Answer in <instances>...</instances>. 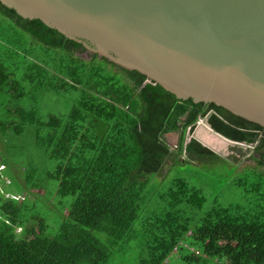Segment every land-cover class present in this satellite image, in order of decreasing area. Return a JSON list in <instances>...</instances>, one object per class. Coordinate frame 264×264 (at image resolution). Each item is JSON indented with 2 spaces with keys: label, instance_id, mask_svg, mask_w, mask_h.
Returning <instances> with one entry per match:
<instances>
[{
  "label": "trees",
  "instance_id": "1",
  "mask_svg": "<svg viewBox=\"0 0 264 264\" xmlns=\"http://www.w3.org/2000/svg\"><path fill=\"white\" fill-rule=\"evenodd\" d=\"M88 45L0 1V264H124L132 252L135 264H174V250L179 264H225L233 251L264 264L260 158L233 165L234 201L205 205L202 187L182 175L152 184L180 164L229 162L194 136L186 141L199 119L247 143L264 127L179 99ZM51 93L73 94L68 111L47 108ZM169 132L179 134L176 148L163 138ZM35 153L47 162L42 175ZM46 193L52 225L35 210Z\"/></svg>",
  "mask_w": 264,
  "mask_h": 264
},
{
  "label": "water",
  "instance_id": "2",
  "mask_svg": "<svg viewBox=\"0 0 264 264\" xmlns=\"http://www.w3.org/2000/svg\"><path fill=\"white\" fill-rule=\"evenodd\" d=\"M0 1L179 99L212 102L264 127V0Z\"/></svg>",
  "mask_w": 264,
  "mask_h": 264
},
{
  "label": "rangeland",
  "instance_id": "3",
  "mask_svg": "<svg viewBox=\"0 0 264 264\" xmlns=\"http://www.w3.org/2000/svg\"><path fill=\"white\" fill-rule=\"evenodd\" d=\"M73 102V94L67 93H51L46 97V105L47 108L55 113L62 114L68 111L71 104ZM47 108L45 109L47 111ZM205 119H199L196 123L192 134L196 137L199 141L204 143V145L210 147L218 154L222 155L224 158H228L231 162H226L224 160H205L199 163H185L175 166L167 171L166 174L162 176L155 175L152 179V184L157 183L159 181H168L171 177L176 175H182L186 177L192 184L198 185L202 187L203 192L206 195V202L205 205H208L212 202V199L215 196H218L220 201L222 202H229L236 200L237 196L232 189V180L236 178V172L234 170L233 165H238V167L245 166L247 164L252 163L251 160L242 159L240 156L244 153H248V149L240 146L238 144L232 143L227 141L213 133L209 128L208 124ZM264 136V131L262 133ZM27 147L26 152L30 150V138L26 136ZM177 132H169L163 135V138L170 144V146H174L177 144ZM190 137V134H187L186 140ZM212 138H218L217 142L215 143ZM221 138V139H220ZM212 141V142H211ZM21 142V141H19ZM19 147V146H18ZM19 148H17L18 151ZM35 159L37 163V167L39 168V174L42 175V172L46 170L47 162H43L40 153H35ZM260 160L264 162V158L260 155ZM15 167L11 166L9 171L13 174L14 183L17 184L20 182L17 178V174L15 171ZM51 184H55L51 182ZM49 184V186H53ZM151 184V186H153ZM12 186H9L12 189ZM54 195L51 193H46L45 195L40 196L37 198L38 206L35 207L40 213L46 214V220L49 222L50 225L53 224L56 220V215H54L50 210H47L48 206L51 204L50 200H53ZM50 209V208H49ZM171 261L174 264H179L176 251L174 250L170 257ZM237 261L238 263L244 264L241 260L237 257L236 252H231L227 256V260L225 264H228L230 261ZM124 264H135L134 260V252L129 254L128 261Z\"/></svg>",
  "mask_w": 264,
  "mask_h": 264
},
{
  "label": "flooded vegetation",
  "instance_id": "4",
  "mask_svg": "<svg viewBox=\"0 0 264 264\" xmlns=\"http://www.w3.org/2000/svg\"><path fill=\"white\" fill-rule=\"evenodd\" d=\"M213 133H215V131H213V130H211ZM262 133H263V131H259L258 132V135L256 136V140L253 142V143H247V142H241V143H238V145H240V146H243L244 148H247L248 149V153H244V154H242L240 157L244 160V159H246L247 158V160H251V162L253 163L254 162V159H253V155L257 158V159H259L260 158V155H262L263 156V158H264V150H262L261 152H259V153H257V152H255V149H256V147L259 145V143L261 142V141H264V136L262 135ZM178 137H179V134H178ZM178 137H177V146H178ZM176 146V147H177ZM175 147V148H176ZM210 148V147H209ZM211 149V148H210ZM211 150H213V149H211ZM214 151V150H213ZM214 152H216V151H214ZM217 153V152H216ZM218 154V153H217ZM220 155V154H219ZM220 156H222V155H220ZM223 157V156H222ZM226 158V157H225ZM226 159H228V158H226ZM228 161H230L231 162V160H229L228 159Z\"/></svg>",
  "mask_w": 264,
  "mask_h": 264
},
{
  "label": "built area",
  "instance_id": "5",
  "mask_svg": "<svg viewBox=\"0 0 264 264\" xmlns=\"http://www.w3.org/2000/svg\"><path fill=\"white\" fill-rule=\"evenodd\" d=\"M2 168H3V165L0 164V169H2Z\"/></svg>",
  "mask_w": 264,
  "mask_h": 264
}]
</instances>
